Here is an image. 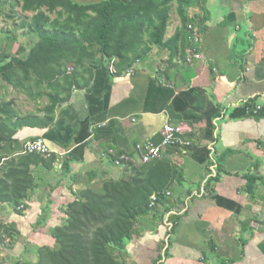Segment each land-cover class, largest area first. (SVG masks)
I'll return each mask as SVG.
<instances>
[{
	"label": "crops",
	"instance_id": "1",
	"mask_svg": "<svg viewBox=\"0 0 264 264\" xmlns=\"http://www.w3.org/2000/svg\"><path fill=\"white\" fill-rule=\"evenodd\" d=\"M107 1L72 0L82 7ZM22 5L0 3L1 66L28 60L41 42L22 27L36 16L22 14ZM10 9L16 19L7 18ZM172 10L167 47L148 44L125 62L99 55L96 66L68 69L63 76L74 85L51 124L42 125L44 112H0V177L27 172L35 185L26 209L0 200V264H35L40 248H55L68 206L143 165L136 147L160 143L168 124L184 126L190 146L169 148L159 161L181 178L150 203L117 263L264 264V0H200L185 8L186 26ZM38 139L49 157L24 154ZM111 150L133 164L116 165ZM12 225L14 239L3 229Z\"/></svg>",
	"mask_w": 264,
	"mask_h": 264
},
{
	"label": "trees",
	"instance_id": "2",
	"mask_svg": "<svg viewBox=\"0 0 264 264\" xmlns=\"http://www.w3.org/2000/svg\"><path fill=\"white\" fill-rule=\"evenodd\" d=\"M4 1L8 2L0 0V3ZM20 1L23 13L36 14L31 30L41 42L27 62L18 60L7 66L0 65V78L4 79H8L16 64L25 69L26 75L31 68L47 76L59 75L62 67L58 61L62 57L72 53L84 55L89 49H98L102 59L125 62L129 50L143 43L144 35L148 37V44L167 47L170 43L164 42V36L171 4L176 3V13L186 26L190 20L185 8L200 0H137L134 7H126L118 0L90 7L76 5L72 0ZM47 13L57 15L58 27L54 26L57 22L51 23ZM62 17H67L64 27L60 24ZM71 24H77V29L68 30ZM178 36L174 37L175 41ZM49 57L52 58L48 60ZM70 78L67 81L72 86ZM60 103L61 99L57 98L50 104L48 123L42 125L51 124V115ZM179 178L176 167L158 160L131 166L127 178L106 182L101 192L86 190L78 201L68 206L66 223L54 230L56 247L40 248L35 264H118L115 253L131 241L139 220L148 216L151 197L156 194L159 199L164 198ZM34 186V179L27 172L13 177L3 175L0 200L26 209L29 190ZM3 229L12 239L17 235L14 225Z\"/></svg>",
	"mask_w": 264,
	"mask_h": 264
},
{
	"label": "rangeland",
	"instance_id": "3",
	"mask_svg": "<svg viewBox=\"0 0 264 264\" xmlns=\"http://www.w3.org/2000/svg\"><path fill=\"white\" fill-rule=\"evenodd\" d=\"M12 5V4H10ZM171 8L176 10V3L173 2L171 4ZM16 12L10 9L6 11V16L9 19H14V15ZM22 14H25L22 12ZM52 15V14H51ZM16 19V18H15ZM33 19L30 18L28 24L26 21L22 19V27H26V30L31 32V26H33ZM57 19V15H52V24H54ZM67 22L66 18H61V25L64 27ZM51 25L49 28L51 29ZM58 27V22L54 25ZM68 30H76L77 24H71V26H67ZM71 33V32H70ZM148 37L146 35L143 36V43L137 45L135 48L129 50V55L132 57H139V55L147 49V41ZM32 53L36 47H32ZM132 50V51H131ZM98 49L91 50L89 49L86 54L82 55L79 53L68 54L65 57H62L58 63L59 67L61 66V72L57 75H45L42 71L38 72L34 68H31L29 73L24 72L21 68L17 66L14 67L12 73L9 74L8 79L0 78V111H5L7 109L12 110L13 108L17 111L27 112L29 110L36 111L38 113H46L48 118L49 115V105L52 104L54 100L61 99L67 92L69 88V82L67 78L63 77V75L68 72V69H72V66L78 70L82 69L84 65H93L96 66L98 63L95 60L96 57H99ZM128 56V55H127ZM52 57H49L50 60ZM29 60V59H28ZM28 60H20L24 63ZM111 59H108L110 61ZM18 62V60L12 61ZM56 61V60H55ZM4 61L0 59V64H3ZM76 66V67H75ZM17 111V112H18ZM27 117V116H26ZM30 118V116L28 117Z\"/></svg>",
	"mask_w": 264,
	"mask_h": 264
},
{
	"label": "built area",
	"instance_id": "4",
	"mask_svg": "<svg viewBox=\"0 0 264 264\" xmlns=\"http://www.w3.org/2000/svg\"><path fill=\"white\" fill-rule=\"evenodd\" d=\"M193 29L192 25L188 26V30ZM191 33L188 36L189 40H192ZM251 113L247 112V116H250ZM187 129L184 126H175L172 124L166 125L160 132L161 141L160 143H155L153 141H148L144 144H140L136 147V152L140 156V162L142 164L149 163L152 161L161 160L164 157V154L167 149L180 145L182 147H189L190 143L183 140ZM24 154H39L44 157H49L50 152L47 149L43 140H35L29 142L24 146ZM110 155L114 156V162L116 165L120 166H130L133 164V160L126 154L115 155L114 151H109ZM170 195V193H168ZM158 202L157 195L151 197V207H153ZM19 209H25L24 206H21Z\"/></svg>",
	"mask_w": 264,
	"mask_h": 264
}]
</instances>
